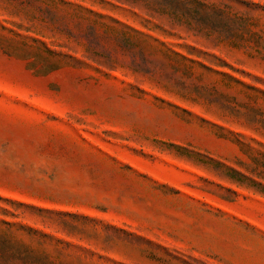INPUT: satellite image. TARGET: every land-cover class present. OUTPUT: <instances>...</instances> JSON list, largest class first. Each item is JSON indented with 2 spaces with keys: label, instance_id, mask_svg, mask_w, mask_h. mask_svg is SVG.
<instances>
[{
  "label": "rangeland",
  "instance_id": "374dc122",
  "mask_svg": "<svg viewBox=\"0 0 264 264\" xmlns=\"http://www.w3.org/2000/svg\"><path fill=\"white\" fill-rule=\"evenodd\" d=\"M206 1L0 0V264H264V0Z\"/></svg>",
  "mask_w": 264,
  "mask_h": 264
},
{
  "label": "trees",
  "instance_id": "16d2710c",
  "mask_svg": "<svg viewBox=\"0 0 264 264\" xmlns=\"http://www.w3.org/2000/svg\"><path fill=\"white\" fill-rule=\"evenodd\" d=\"M124 4L138 6L151 17L167 19L173 26L207 39L215 36L224 25L226 14L232 6L211 3L206 0H118ZM102 18L101 16H99ZM136 32V31H134ZM138 33V32H136ZM220 39V37H217ZM221 41V40H220Z\"/></svg>",
  "mask_w": 264,
  "mask_h": 264
}]
</instances>
